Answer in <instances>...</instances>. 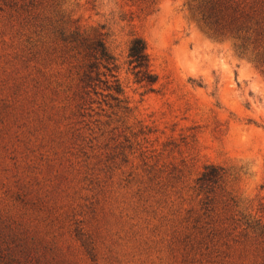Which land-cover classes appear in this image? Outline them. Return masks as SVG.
<instances>
[{
  "label": "rangeland",
  "instance_id": "1",
  "mask_svg": "<svg viewBox=\"0 0 264 264\" xmlns=\"http://www.w3.org/2000/svg\"><path fill=\"white\" fill-rule=\"evenodd\" d=\"M214 1L0 0V264H264V0Z\"/></svg>",
  "mask_w": 264,
  "mask_h": 264
},
{
  "label": "trees",
  "instance_id": "2",
  "mask_svg": "<svg viewBox=\"0 0 264 264\" xmlns=\"http://www.w3.org/2000/svg\"><path fill=\"white\" fill-rule=\"evenodd\" d=\"M207 4L210 14L208 16L205 15L204 19H211L212 24L215 23L221 25L225 13L224 7H221L219 1L215 2L214 0H207ZM239 30L241 29H238V32ZM74 37L75 40H80L77 35ZM246 39H250V37L245 38V41ZM88 48L90 50L89 55L91 61L87 64V68H85L83 74L84 82L87 85H92L96 80H100L101 73L98 72V68L100 65H103L109 72L107 75L112 78L111 80H106L108 83L111 82V84L109 83L108 85L109 89L114 90L118 96L123 94V87L116 74V69L118 67L116 63L117 59L107 47L106 42L104 40H99L88 45ZM127 64L138 81H146L149 84H154L157 81L158 77L151 69L150 54L144 38L134 36L131 40L128 49ZM118 96H116V98H118ZM221 170L223 169L213 165H207L202 175L197 179L199 188L202 190L208 188L212 182H215V179L220 175ZM259 229L261 233L264 234V224L261 226L259 225ZM90 254L93 259H96L92 250L90 251Z\"/></svg>",
  "mask_w": 264,
  "mask_h": 264
}]
</instances>
